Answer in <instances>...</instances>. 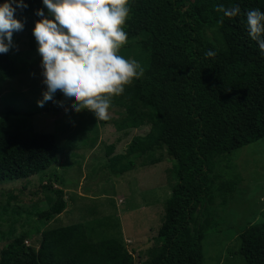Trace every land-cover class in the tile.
<instances>
[{"label":"trees","instance_id":"1","mask_svg":"<svg viewBox=\"0 0 264 264\" xmlns=\"http://www.w3.org/2000/svg\"><path fill=\"white\" fill-rule=\"evenodd\" d=\"M25 2L28 7L15 13L24 27L13 33V41L25 37L32 50V29L40 19L35 10L44 6L41 0ZM221 4L238 5L240 14L225 17L215 10ZM130 8L127 43L119 54L138 61L144 72L112 98L111 106L121 109L118 131L148 130L119 154L109 146L108 164L120 176L162 162L165 155L177 162V183L147 258L141 253L136 258L126 247L120 221L110 228L107 222L91 228L83 222L62 224L65 188L45 183L44 191L52 195L39 214L45 224L40 240L28 244L32 234L25 231L6 241L0 264H205L204 241L220 211L236 198L239 183L217 171L220 161L264 138V55L249 38L244 16L251 9L264 11V0H131ZM209 49L216 55L206 58ZM14 51L0 54L1 80L28 67L13 59ZM70 106L57 92L47 110L58 113ZM16 114L8 107L0 118V183L44 174L61 153L54 134L12 130ZM98 228L104 235L97 237ZM238 238L233 255L240 264H264V224L246 227Z\"/></svg>","mask_w":264,"mask_h":264},{"label":"rangeland","instance_id":"2","mask_svg":"<svg viewBox=\"0 0 264 264\" xmlns=\"http://www.w3.org/2000/svg\"><path fill=\"white\" fill-rule=\"evenodd\" d=\"M19 39L12 57L28 67L13 78L0 79V118L8 107L16 108L9 124L12 130L54 134L61 153L44 174L0 183V253L6 241L25 231L32 234L28 244L40 240L45 224L39 214L48 208L52 195L44 191L47 183L85 194L79 198L67 195L62 224L83 222L91 228L107 222L110 228L120 221L126 247L136 258L141 253L145 260L165 219L172 186L177 183V162L165 155L154 165L137 166L120 176L113 174L108 164L109 146L114 145L112 151L119 154L135 135L148 129L137 128L128 134L118 131L121 109L115 106L110 107L107 121L97 120L87 110L72 112V106L49 112L51 101L38 107L36 101L46 90L41 83V57L36 48L31 50L27 38ZM217 171L226 178L237 177L239 183L236 198L220 211L204 241L205 264H240L241 258L233 255L240 245V233L250 225L264 224V138L223 157ZM104 233V228L96 229L97 237Z\"/></svg>","mask_w":264,"mask_h":264},{"label":"clouds","instance_id":"3","mask_svg":"<svg viewBox=\"0 0 264 264\" xmlns=\"http://www.w3.org/2000/svg\"><path fill=\"white\" fill-rule=\"evenodd\" d=\"M44 8L36 9L40 17L32 35L41 57L45 91L36 101L38 107L53 101L57 92L72 106L71 111H90L97 120L107 121L113 97L125 92L126 86L143 76L144 69L135 59L119 54L127 43L124 30L131 12V0H41ZM25 0L0 2V54L18 48L13 33L24 24L15 17L18 9H26ZM47 12L45 13V10ZM225 17H236L240 7L216 5ZM246 30L261 55H264V11L245 12ZM209 49L206 58L214 57ZM70 115V114H69Z\"/></svg>","mask_w":264,"mask_h":264},{"label":"crops","instance_id":"4","mask_svg":"<svg viewBox=\"0 0 264 264\" xmlns=\"http://www.w3.org/2000/svg\"><path fill=\"white\" fill-rule=\"evenodd\" d=\"M61 188V187H59ZM68 192V193H67ZM65 194H66V198H67V195H74L75 198H79L78 195H85L83 194L81 191H78V189L76 190H71L70 188H65Z\"/></svg>","mask_w":264,"mask_h":264},{"label":"built area","instance_id":"5","mask_svg":"<svg viewBox=\"0 0 264 264\" xmlns=\"http://www.w3.org/2000/svg\"><path fill=\"white\" fill-rule=\"evenodd\" d=\"M28 243V242H27Z\"/></svg>","mask_w":264,"mask_h":264}]
</instances>
